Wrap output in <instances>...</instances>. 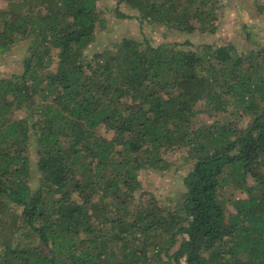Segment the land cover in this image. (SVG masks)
Masks as SVG:
<instances>
[{"label": "trees", "instance_id": "1", "mask_svg": "<svg viewBox=\"0 0 264 264\" xmlns=\"http://www.w3.org/2000/svg\"><path fill=\"white\" fill-rule=\"evenodd\" d=\"M98 2L0 7V55L29 50L0 76V264H264V50L125 37L88 54ZM221 4L118 0L115 15L214 33ZM170 152L190 170L165 205L140 172Z\"/></svg>", "mask_w": 264, "mask_h": 264}, {"label": "rangeland", "instance_id": "2", "mask_svg": "<svg viewBox=\"0 0 264 264\" xmlns=\"http://www.w3.org/2000/svg\"><path fill=\"white\" fill-rule=\"evenodd\" d=\"M118 0H99V10L107 18V26L96 33L94 42L87 50L88 54L104 48L113 47L125 37L143 39L148 37L154 44L166 42L183 43L189 40L192 45H181V47L192 48L200 44L210 43L224 45L233 43L240 52L250 50H264V19L257 11L256 0H222L217 11V29L214 33H192L168 34L165 37L164 28L160 25L144 24L137 19H120L115 15ZM264 1V0H259ZM7 0H0V7L5 6ZM120 10L128 11L121 5ZM28 43L21 42L13 46L8 52L0 55V76H10L21 73L23 70V59L28 55ZM211 121L206 113L199 114L197 122ZM112 134L109 133L108 136ZM32 160L36 157L31 153ZM171 166L167 170L146 168L140 172L142 191L146 194H154L161 203L173 205L176 198L185 191L182 177L190 170V165L184 163L181 152H170L167 155ZM34 163V162H33ZM31 184L33 188L38 186L39 173L32 168ZM252 183V177H248ZM229 192V191H228Z\"/></svg>", "mask_w": 264, "mask_h": 264}]
</instances>
